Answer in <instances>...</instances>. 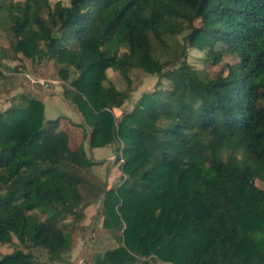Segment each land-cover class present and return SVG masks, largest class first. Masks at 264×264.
<instances>
[{
    "label": "trees",
    "instance_id": "obj_1",
    "mask_svg": "<svg viewBox=\"0 0 264 264\" xmlns=\"http://www.w3.org/2000/svg\"><path fill=\"white\" fill-rule=\"evenodd\" d=\"M0 28L14 55L59 67L83 139L111 148L122 173L108 187L104 162L72 150L40 99L19 96L0 112V245L71 264L98 203L117 247L88 264H264V0H0ZM218 43L237 61L203 82L187 51ZM107 70L127 87L134 71L156 83L117 118L130 94ZM0 264L40 263L14 250Z\"/></svg>",
    "mask_w": 264,
    "mask_h": 264
},
{
    "label": "rangeland",
    "instance_id": "obj_2",
    "mask_svg": "<svg viewBox=\"0 0 264 264\" xmlns=\"http://www.w3.org/2000/svg\"><path fill=\"white\" fill-rule=\"evenodd\" d=\"M14 44L15 40L11 31L7 28H0V56L4 66V69H2L4 76L0 77V112L18 102V97L22 95L40 99L46 107V116L53 117L52 120H59L60 128L74 136L75 143L73 145H76L80 136L84 135L85 130L81 125L80 116L63 99L62 87L65 83L58 76L59 67L53 62H45L41 65L31 64L28 59L23 58L21 55L13 54L12 47ZM215 53L220 54V61L217 65L213 66L203 62L204 57H210ZM187 61L195 70V74L199 80L209 82L227 78L226 66L235 63L237 57L234 54H230L227 47L223 46L222 43H218L214 49L206 48L203 51L188 49ZM5 69H10L11 71H5ZM106 76L114 84L116 89L130 94V99L124 104L123 108L114 110L117 118L120 116L122 110H130L138 97L143 92L151 90L156 83L154 76H148L138 71L131 73L130 87H127L122 77L114 71L107 70ZM192 101L193 105L197 107L198 99L195 95H192ZM258 105H264V91L261 92ZM62 121L64 122L63 126ZM75 121H78L79 125L78 123L75 124ZM81 140L87 139H83L82 137ZM98 152L104 151L99 149ZM114 158L115 155L112 154L111 160L109 158H103L96 161L104 162L102 170L106 174L107 182H110L108 180L109 173L107 164L112 162ZM118 164H113L117 177L115 179L112 178L111 182L113 183L111 186L119 184L122 178ZM256 185L264 189V185L259 181L256 182ZM98 207L99 204L96 203L85 210L86 219L84 224L87 227V236L83 238L80 233L75 236L73 250L66 259L71 264H88L93 253H99L117 247V243L101 227V218H99L97 213ZM14 250H21L25 253L32 252L37 256L40 264H46V255L43 250L22 248L15 240H13L11 245H0V258L11 254Z\"/></svg>",
    "mask_w": 264,
    "mask_h": 264
},
{
    "label": "crops",
    "instance_id": "obj_3",
    "mask_svg": "<svg viewBox=\"0 0 264 264\" xmlns=\"http://www.w3.org/2000/svg\"><path fill=\"white\" fill-rule=\"evenodd\" d=\"M46 107L44 105V118L46 120H52L53 117L51 116H46ZM51 113V112H50ZM51 115V114H50ZM78 123L79 125V122L78 121H75V124ZM64 125V122L62 121V126ZM79 127V126H78ZM64 130V129H62ZM67 134H68V137H69V147L72 149V150H75L79 147H82L84 149V151L86 152V154L94 161H98V160H101V159H105V158H109L111 160V156L113 154V151L111 148L109 147H105V148H94V149H90L88 147V143H87V140H81V138L83 137L82 135L80 136L79 140L76 142V145H73V143H75V139L73 138L74 136H72L68 131L64 130ZM99 149H102L104 152H98ZM113 164H114V159L112 160V162H109L107 164V168H108V173H109V177H108V180L110 182H108V187H111V184L113 182H111L112 178L115 179V177H117V175H115V170L113 168Z\"/></svg>",
    "mask_w": 264,
    "mask_h": 264
}]
</instances>
